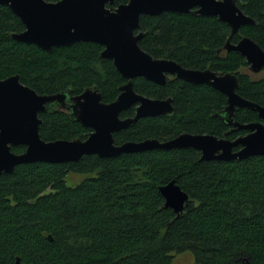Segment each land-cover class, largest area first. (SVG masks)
Returning a JSON list of instances; mask_svg holds the SVG:
<instances>
[{
    "label": "trees",
    "instance_id": "trees-1",
    "mask_svg": "<svg viewBox=\"0 0 264 264\" xmlns=\"http://www.w3.org/2000/svg\"><path fill=\"white\" fill-rule=\"evenodd\" d=\"M237 3L256 23L242 26L232 41L248 35L264 49V0ZM24 29L21 18L0 5V79L20 74L24 84L43 94L97 86L106 102L117 98L126 79L112 59L101 56V44L77 41L46 51L12 37ZM139 29L145 32L140 46L154 57L235 72L238 92L264 105V77H253L243 55L224 49L230 27L217 16L142 15ZM134 87L154 98L171 96L175 110L138 119L114 134L116 144L228 131L213 115L226 106L227 96L209 85L137 77ZM125 114L133 115L134 107ZM235 116L241 122L259 118L247 108H238ZM40 117L41 136L48 141L84 139L89 131L63 110L47 109ZM25 148L12 146L18 153ZM72 171L91 176L70 186L65 178ZM173 179L190 194L180 214L165 205L160 191ZM186 250L196 264H264V156L207 160L196 149H153L23 163L0 175V264H18V257L23 264H172Z\"/></svg>",
    "mask_w": 264,
    "mask_h": 264
},
{
    "label": "water",
    "instance_id": "water-1",
    "mask_svg": "<svg viewBox=\"0 0 264 264\" xmlns=\"http://www.w3.org/2000/svg\"><path fill=\"white\" fill-rule=\"evenodd\" d=\"M0 5L13 10L25 24L23 31L12 33L15 40L35 44L46 51L77 41L102 44L101 56L112 59L116 69L127 79L117 98L111 102L103 100L96 86L72 96V103H68L74 90L72 87L43 94L24 84L20 74L0 79V175L13 172L23 163L70 162L90 154L110 157L153 149H196L207 160L232 161L253 155L264 156V105L238 92L240 80L237 73L210 67H185L171 58L154 57L139 44L145 34L139 29L142 15L169 11L217 16L230 27L224 49L239 52L245 57L249 70L259 73L264 69V49L248 35H243L237 42L232 41L242 26L256 23L237 0H129L117 6L115 0H0ZM169 75L209 85L225 94L226 106L213 115L221 117L231 128L223 136L183 132L164 141L152 137L116 144L114 133L138 119L174 112L172 97L154 98L138 93L134 88L137 77L164 84ZM48 102H51L52 110L56 106L70 110V115L93 130L84 139H44L40 132L43 121L40 113L47 110ZM135 104L134 116L121 117V112ZM238 108L256 111L259 120L240 122L234 118ZM237 130H247V133L234 139L228 137L230 132ZM17 145L26 148L18 153L12 149ZM238 146L240 148L235 149ZM160 191L167 207L178 214L184 211L190 194L176 179L161 185ZM49 238L52 239L51 234ZM17 263L23 264L20 257Z\"/></svg>",
    "mask_w": 264,
    "mask_h": 264
},
{
    "label": "rangeland",
    "instance_id": "rangeland-1",
    "mask_svg": "<svg viewBox=\"0 0 264 264\" xmlns=\"http://www.w3.org/2000/svg\"><path fill=\"white\" fill-rule=\"evenodd\" d=\"M248 71L253 77L260 78L264 77V69L259 73H252L248 68L245 69ZM91 176V173H80V172H69L66 175V181L68 185L70 186H76L80 182H82L84 179ZM172 264H196L194 261V254L190 250L182 251L177 253L174 256Z\"/></svg>",
    "mask_w": 264,
    "mask_h": 264
},
{
    "label": "flooded vegetation",
    "instance_id": "flooded-vegetation-1",
    "mask_svg": "<svg viewBox=\"0 0 264 264\" xmlns=\"http://www.w3.org/2000/svg\"><path fill=\"white\" fill-rule=\"evenodd\" d=\"M115 5H116V4H115ZM116 6H117V5H116ZM240 38H241V37H240ZM240 38H239V39H240ZM237 41H238V40H237ZM237 41H236V42H237ZM101 45H102V44H101ZM102 46H103V45H102ZM103 49H104V46H103ZM225 50H226V49H225ZM226 51H227V50H226ZM220 52H221V51H220ZM109 59H110V58H109ZM113 63H114V61H113ZM210 68H211V67H210ZM247 68L249 69V65H248V63H247ZM250 72H251V71H250ZM175 77L178 78L177 76L169 75V76H168V79L175 78ZM124 78H125V77H124ZM125 79H126V78H125ZM168 79H167V80H168ZM179 79H180V78H179ZM126 82H127V79H126ZM126 82H124V83H126ZM124 83H123V84H124ZM123 84H122V85H123ZM89 87H91V86H89ZM93 87H96V86H92V88H93ZM120 87H121V85H120ZM120 87H119V89H120ZM86 88H87V87H85L82 91H75V89H74V90L71 92V94H70V99L68 100V103H72V101H73V100H72V96H75V95H79V94H81ZM134 88H135V87H134ZM135 90H136V89H135ZM120 91H121V90H120ZM100 92H101V91H100ZM137 92H138V91H137ZM119 93H120V92H119ZM138 93H140V92H138ZM141 94H142V93H141ZM118 95H119V94H118ZM144 95H145V94H144ZM147 96H148V95H147ZM150 97H151V96H150ZM167 97H171V96H167ZM167 97H165V98H167ZM103 100H104V99H103ZM104 101H105V100H104ZM105 102H106V101H105ZM107 102H110V101H107ZM50 104H51V102H48V103H47V109H51V108H50ZM136 105H137V104L131 106V107H134V114H133V115H126V114L124 115V111H123V112H121V114H120L121 117L125 118V117H128V116H134L135 113H136ZM131 107H130V108H131ZM130 108H129V109H130ZM55 110H63V111L67 112V113L70 115V110H68V109H66V108H62V107L56 106ZM127 110H128V109H127ZM127 110H125V111H127ZM72 116H74V115H72ZM74 117H75V116H74ZM258 117H259V116H258ZM75 118H76V117H75ZM234 118L236 119V116H235ZM76 120H78V119H76ZM258 120H259V118H258ZM78 121H79V120H78ZM255 121H256V120H255ZM79 122H80V121H79ZM240 122H241V121H240ZM249 122H251V121H249ZM81 123H82V122H81ZM242 123H246V122H242ZM82 124H83V123H82ZM83 125H84V124H83ZM84 126H86V125H84ZM86 127L89 128V131H88V134H87V136H88L89 133H90L93 129H92V127H90V126H86ZM230 128H231V126H228V127H227L228 130H229ZM124 129H125V128H124ZM121 130H122V129H121ZM121 130H120V131H121ZM237 131H240V130H237ZM243 131H244V132L241 133V134H245V133H247V130H243ZM233 132H236V131H233ZM233 132H230L229 135H230L231 133H233ZM115 133H116V132H115ZM115 133H114V134H115ZM241 134H239V135H241ZM229 135H228V137H229ZM239 135H238V136H239ZM87 136H86V137H87ZM222 136H223V135H222ZM229 138H231V137H229ZM235 138H236V137H235ZM231 139H234V138H231ZM239 148H240V146L236 147L235 149H239Z\"/></svg>",
    "mask_w": 264,
    "mask_h": 264
}]
</instances>
